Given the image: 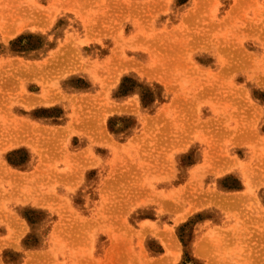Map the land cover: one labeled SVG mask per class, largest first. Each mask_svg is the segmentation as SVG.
Wrapping results in <instances>:
<instances>
[{
    "label": "rangeland",
    "instance_id": "rangeland-1",
    "mask_svg": "<svg viewBox=\"0 0 264 264\" xmlns=\"http://www.w3.org/2000/svg\"><path fill=\"white\" fill-rule=\"evenodd\" d=\"M0 264H264V0H0Z\"/></svg>",
    "mask_w": 264,
    "mask_h": 264
}]
</instances>
